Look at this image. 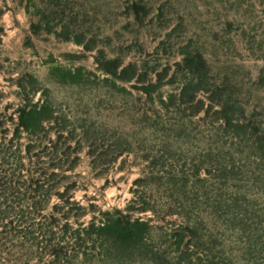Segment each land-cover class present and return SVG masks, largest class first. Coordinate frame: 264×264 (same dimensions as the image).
Returning <instances> with one entry per match:
<instances>
[{
    "label": "rangeland",
    "instance_id": "rangeland-1",
    "mask_svg": "<svg viewBox=\"0 0 264 264\" xmlns=\"http://www.w3.org/2000/svg\"><path fill=\"white\" fill-rule=\"evenodd\" d=\"M0 264H264V0H0Z\"/></svg>",
    "mask_w": 264,
    "mask_h": 264
},
{
    "label": "trees",
    "instance_id": "trees-1",
    "mask_svg": "<svg viewBox=\"0 0 264 264\" xmlns=\"http://www.w3.org/2000/svg\"><path fill=\"white\" fill-rule=\"evenodd\" d=\"M67 75L70 77L71 76V73L70 72H67Z\"/></svg>",
    "mask_w": 264,
    "mask_h": 264
}]
</instances>
